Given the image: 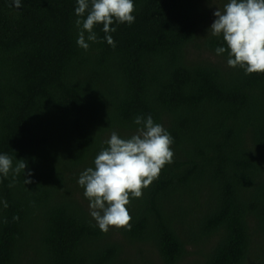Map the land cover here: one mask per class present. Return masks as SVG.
Instances as JSON below:
<instances>
[{"label":"trees","instance_id":"obj_1","mask_svg":"<svg viewBox=\"0 0 264 264\" xmlns=\"http://www.w3.org/2000/svg\"><path fill=\"white\" fill-rule=\"evenodd\" d=\"M133 2L115 47L98 24L84 50L77 0H0V154L27 162L0 177V264H37V232L47 264H264V73L215 53L228 0ZM139 115L173 137V162L131 199V230L104 233L78 179Z\"/></svg>","mask_w":264,"mask_h":264},{"label":"clouds","instance_id":"obj_2","mask_svg":"<svg viewBox=\"0 0 264 264\" xmlns=\"http://www.w3.org/2000/svg\"><path fill=\"white\" fill-rule=\"evenodd\" d=\"M13 5L21 8L22 0H13ZM134 11L133 0H77V45L87 50L90 46L87 41H97L94 27L102 24L105 40L115 47L110 33L116 28L112 25H131L135 22ZM214 16L216 19L209 29L211 35L222 36L227 45L217 47L215 53H227V65L243 69L246 75L264 73V0H228L223 8L217 7ZM134 123L139 127L129 138L113 131L105 141L107 147L95 157L94 167H88L78 179L89 200L90 215L104 233L110 226L131 230L132 217L127 207L131 199L141 198L143 190L158 179L163 167L173 162L174 139L163 125L154 122L151 115L146 118L139 115ZM26 167L25 160H18L14 166L10 155L0 154V177L7 178L11 173L15 182V177L24 174ZM27 175L30 177L31 171ZM24 182L28 184L32 180Z\"/></svg>","mask_w":264,"mask_h":264},{"label":"rangeland","instance_id":"obj_3","mask_svg":"<svg viewBox=\"0 0 264 264\" xmlns=\"http://www.w3.org/2000/svg\"><path fill=\"white\" fill-rule=\"evenodd\" d=\"M215 4H219L221 2V0H212ZM215 7H218V5H216ZM111 71L109 70L108 74L111 76ZM99 88H101V84L97 85ZM126 86L127 87V82L124 83L122 81H120L116 76H114L113 78H111V87L115 88V89H123V87ZM85 204H88V199L85 198L84 199ZM45 228V227H44ZM43 228V229H44ZM42 229V230H43ZM42 230H40L39 232H41ZM31 255L33 260L37 263V264H47V259H46V255L44 250L42 249L41 243H40V238L38 237V232L35 233L33 235L32 238V249H31ZM196 254L192 253L189 258L194 257ZM198 256V255H196Z\"/></svg>","mask_w":264,"mask_h":264}]
</instances>
